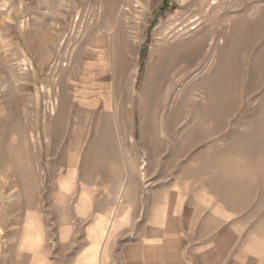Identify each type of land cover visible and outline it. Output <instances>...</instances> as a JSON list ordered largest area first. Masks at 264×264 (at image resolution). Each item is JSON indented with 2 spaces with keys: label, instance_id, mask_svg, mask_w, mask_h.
I'll use <instances>...</instances> for the list:
<instances>
[{
  "label": "rangeland",
  "instance_id": "obj_1",
  "mask_svg": "<svg viewBox=\"0 0 264 264\" xmlns=\"http://www.w3.org/2000/svg\"><path fill=\"white\" fill-rule=\"evenodd\" d=\"M0 264H264V0H0Z\"/></svg>",
  "mask_w": 264,
  "mask_h": 264
},
{
  "label": "crops",
  "instance_id": "obj_2",
  "mask_svg": "<svg viewBox=\"0 0 264 264\" xmlns=\"http://www.w3.org/2000/svg\"><path fill=\"white\" fill-rule=\"evenodd\" d=\"M80 187L82 188V190H83V192L82 193H80V194H85V197H87V189L85 188V185H84V183L83 184H81L80 185ZM121 189H122V196H123V206L121 207V209L122 210H120V212H119V216L118 217H122L123 219H124V222L120 225V227H122V226H124V225H126L127 224V219H126V212H127V206L129 205L128 204V202H127V198L125 197V194H126V191H125V189L126 188H124L123 186L121 187ZM80 196V195H79ZM77 201H78V199H77ZM76 204H77V202H76ZM76 214V218H83V217H86V218H88V216L89 215H92L93 216V214H94V207H93V205L91 206V205H89V201H88V198L86 199V207H85V210H84V212L83 213H78V212H76L75 213ZM135 219V221H134V225H137V220L138 219H136V218H134ZM99 220H102V222H103V224H104V228L106 227V226H108V220H107V218L104 216V215H97V216H95L94 218H93V220L90 222V224H89V226H88V230H87V236L89 237V239H90V243L92 244L93 243V239H92V237L91 236H89V231L91 230V229H93V227L98 223V221ZM128 224H130V222H128ZM133 224V223H132ZM221 226V225H220ZM106 229V228H105ZM106 236H104V238H105ZM104 238H103V240H104ZM102 240V241H103ZM102 244V243H101ZM98 257V256H97Z\"/></svg>",
  "mask_w": 264,
  "mask_h": 264
},
{
  "label": "trees",
  "instance_id": "obj_3",
  "mask_svg": "<svg viewBox=\"0 0 264 264\" xmlns=\"http://www.w3.org/2000/svg\"><path fill=\"white\" fill-rule=\"evenodd\" d=\"M140 49H141V51H140V55H141V57H142L143 54H144V52H145V49H144V47H141Z\"/></svg>",
  "mask_w": 264,
  "mask_h": 264
},
{
  "label": "bare ground",
  "instance_id": "obj_4",
  "mask_svg": "<svg viewBox=\"0 0 264 264\" xmlns=\"http://www.w3.org/2000/svg\"><path fill=\"white\" fill-rule=\"evenodd\" d=\"M193 29V28H192ZM9 198V197H8Z\"/></svg>",
  "mask_w": 264,
  "mask_h": 264
}]
</instances>
